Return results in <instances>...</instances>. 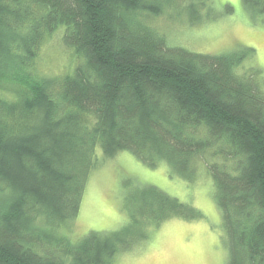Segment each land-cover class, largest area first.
<instances>
[{
	"label": "trees",
	"instance_id": "obj_1",
	"mask_svg": "<svg viewBox=\"0 0 264 264\" xmlns=\"http://www.w3.org/2000/svg\"><path fill=\"white\" fill-rule=\"evenodd\" d=\"M212 4L0 0V264H111L149 226L201 217L192 204L140 185L123 198L121 227L72 240L89 174L122 150L184 179L201 160L221 212L226 264H264V88L258 67L238 70L252 48L194 52L151 25ZM241 5L264 11V0ZM57 31L74 65L44 76L40 48Z\"/></svg>",
	"mask_w": 264,
	"mask_h": 264
},
{
	"label": "rangeland",
	"instance_id": "obj_2",
	"mask_svg": "<svg viewBox=\"0 0 264 264\" xmlns=\"http://www.w3.org/2000/svg\"><path fill=\"white\" fill-rule=\"evenodd\" d=\"M210 9L172 14V18L162 14L151 25L171 42L194 52L216 54L252 48V54L245 55L238 70L258 67L264 88V11L248 14L241 0H213ZM60 34L57 31L47 38L40 48L37 70L41 75H63L74 65L72 49L63 44ZM196 163L192 178L184 179L170 175L165 164L146 165L126 150L101 161L89 174L68 235L75 240L91 230L118 229L125 222L123 198L137 193L136 186L148 185L192 204L201 217L173 216L149 226L147 238L116 252L111 264H226L221 212L213 200L212 180L202 161Z\"/></svg>",
	"mask_w": 264,
	"mask_h": 264
}]
</instances>
